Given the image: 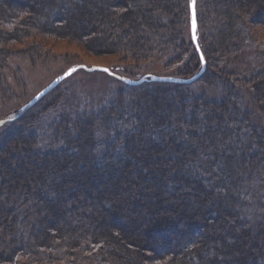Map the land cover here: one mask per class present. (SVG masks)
Returning <instances> with one entry per match:
<instances>
[{
	"label": "trees",
	"instance_id": "1",
	"mask_svg": "<svg viewBox=\"0 0 264 264\" xmlns=\"http://www.w3.org/2000/svg\"><path fill=\"white\" fill-rule=\"evenodd\" d=\"M196 8L206 79L257 42L264 0ZM187 22L190 0H0V77L52 35L135 59L183 43L200 62ZM237 78L264 104V72ZM190 83L128 85L58 126L62 144L47 150L20 129L0 151V264H264V219H251L245 190L264 174V128L236 92L194 97ZM43 97L14 120L33 125Z\"/></svg>",
	"mask_w": 264,
	"mask_h": 264
},
{
	"label": "rangeland",
	"instance_id": "2",
	"mask_svg": "<svg viewBox=\"0 0 264 264\" xmlns=\"http://www.w3.org/2000/svg\"><path fill=\"white\" fill-rule=\"evenodd\" d=\"M255 28L256 43L246 47L238 55L218 60V66L210 64V77L191 82L187 90L191 96H205L215 100L222 99L227 90L234 91L236 96H240L241 102L249 106L254 125L264 128V104H257L252 87L246 89L245 81L241 82L237 78L242 76L244 80L248 79L249 75L264 72V54L259 53L257 49L264 47V25ZM190 35V22H187L183 32L184 39L189 40ZM40 39L42 38H37ZM42 41L38 54H14L9 57L7 67L0 77V119L16 115L25 102L57 75L68 70H72V73L35 106L34 111L38 117L33 125L26 126L23 122L11 119L0 126V151L2 147L9 146V143V147L12 145L13 148L14 139L18 137L20 129H25L26 134L32 132L40 137L38 149L47 150L62 144V138L56 140L55 136L58 126L72 122L80 114L98 112L112 102L115 95L131 92L128 86L130 84L122 81L117 75L138 79L149 77L151 74L176 75L185 70H192L190 74H193L203 65V53L202 56L200 54V62L193 60L194 50L188 51L183 43L171 54L168 52L172 51L161 46L160 51L155 52L153 56L135 59L128 53H104L77 40L55 35ZM179 55L183 60L179 58L175 60L178 61L175 66H170V61ZM204 61L206 63L205 58ZM82 63L88 66L104 65L109 67L112 73L79 68ZM190 74L186 76L189 77ZM99 135L103 134L100 132ZM250 175L245 187L248 204L246 210H249L251 219L257 221L264 219V174L253 171Z\"/></svg>",
	"mask_w": 264,
	"mask_h": 264
},
{
	"label": "water",
	"instance_id": "3",
	"mask_svg": "<svg viewBox=\"0 0 264 264\" xmlns=\"http://www.w3.org/2000/svg\"><path fill=\"white\" fill-rule=\"evenodd\" d=\"M190 27H191V37H192L195 45L197 46V48L201 54V51L199 49V44H198V35H197V31H198L197 8H196V30H195V37H194L193 27H192L191 1H190ZM201 56H202V54H201ZM202 59H203V65H202L201 69L190 77H182V76H177V75L151 74V75H149V77L145 76V77H141L138 79H134V78H131V77L125 76V75H117V76L122 81H124L125 83L130 84V85L139 84L148 78L150 80H154V81L190 83V82L195 81L205 71L206 63L204 61L203 56H202ZM78 67L79 68H85V69L90 70V71H93V70L103 71V69H107L108 71H105V72H111L112 73L111 69L107 66H104V65L93 64V65L88 66V65L82 63ZM71 73H72V70H68V71H65V72L57 75L51 82H49L45 87H43L30 100L25 102L21 106V108L19 109V111L17 112L16 115H14L12 118L10 117V118H6V119H0V126H2L5 122H7L11 119H15L18 116H20L22 113H24L26 110H28L31 106H33L36 102H38L43 96H45L49 91H51L54 87H56L61 81H63L65 78H67Z\"/></svg>",
	"mask_w": 264,
	"mask_h": 264
},
{
	"label": "snow or ice",
	"instance_id": "4",
	"mask_svg": "<svg viewBox=\"0 0 264 264\" xmlns=\"http://www.w3.org/2000/svg\"><path fill=\"white\" fill-rule=\"evenodd\" d=\"M191 8H192L193 35L195 37V30H196V0H191ZM103 71H108V70L107 69H103Z\"/></svg>",
	"mask_w": 264,
	"mask_h": 264
}]
</instances>
